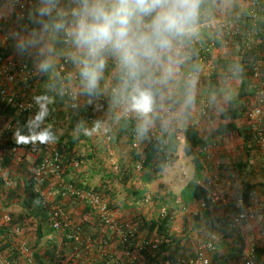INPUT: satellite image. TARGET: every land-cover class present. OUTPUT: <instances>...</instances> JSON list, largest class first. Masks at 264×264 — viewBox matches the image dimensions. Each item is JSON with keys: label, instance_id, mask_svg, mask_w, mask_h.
<instances>
[{"label": "trees", "instance_id": "16d2710c", "mask_svg": "<svg viewBox=\"0 0 264 264\" xmlns=\"http://www.w3.org/2000/svg\"><path fill=\"white\" fill-rule=\"evenodd\" d=\"M214 1L202 0L203 11L200 24H205L207 19L212 16ZM259 1L260 5L264 6L262 3L264 0ZM3 2L4 0H0V5ZM14 26L15 28H12L13 33L19 32L21 28L18 23ZM260 28L259 35L253 40L247 39L246 43L243 42V37H235L231 40L230 46L227 47L235 48L237 53L235 63L230 62L229 59L221 61L224 68L228 66L236 70V77L240 79L242 86L239 94L228 102L229 106L220 115V122L215 133L219 136L237 135L241 137L244 141V152L247 157L245 162L240 161L235 167L224 169L229 173L228 177L231 185L233 181H238L240 178L238 188L233 189V195L231 193L228 196L229 204L226 209L224 208L223 211L216 214L214 209L218 208L210 204V191L202 173L205 169L204 164L211 157L210 147L212 141L200 136L193 125L176 129L174 124L171 125L173 128L170 125L167 127L165 123L154 119L153 128H150L144 138H140L139 149H133V137L137 135V121L125 119L123 115L124 109L121 110L119 107L122 105L114 102L113 95H106L108 96L105 98L107 103L102 104L104 121L101 119L100 124H104L105 115L111 112V116L117 122L115 127L108 129L110 144L115 147V145L122 142L123 146L118 149H122L124 146L126 148V157L118 161L117 171L112 168L107 169L103 165L105 160H99L97 157L98 152L94 150V146L88 144L90 136L83 135L77 129V125L81 121L89 129L94 127L95 124L88 121L90 116L88 110L89 112L91 111L90 106L86 104L78 111L71 110L68 99L63 95L58 82H56L57 80L55 81L54 74V77L51 74L53 71L48 73L39 72V78L37 79L36 77L38 84L34 89L19 92L12 104L0 102V127L2 129L8 126L11 127L4 132L7 143L24 150L25 154H27L30 151V147L26 144L27 129L25 125L27 121L33 118L35 113L18 112L14 105L24 96L30 95L32 98L40 94L51 96L53 103L49 107V116L46 121L50 120L51 116H55L56 123H54L52 131L56 136V140L51 143L55 144L59 151L64 154L62 162L63 182H58L52 177H48L46 183L41 185L40 190H37L32 179V173L24 169V173H26L24 174L23 189L10 191L4 186L0 176V192L8 194L6 200H3L4 207L8 208L15 201L19 202V209L9 213L12 219L11 224H0V249L6 251L11 260L21 261L24 259V254L20 250L14 249L12 245V240L16 236L11 233V226L20 225L23 228L29 226L34 233L33 241L26 242L25 248L32 253L33 260L37 264H89L85 253L90 247L94 248V256L97 258L92 264H161L167 260H170L172 264H187L194 257L195 247L201 243L198 241H205L213 233H216L219 236V245L213 257L218 261V264H242L245 244L234 231L229 229L228 214L236 212L232 203L239 196H242L249 205L251 201L250 194L257 192L256 185L245 183V178L249 175L248 171H252V163L249 157H252L254 149L252 150L249 144L253 142V137L250 127L239 126L238 121L244 118L246 111L244 104L248 102V98L251 96L249 86L252 80V63L259 53L264 52V20L260 23ZM8 29L11 30L10 25ZM194 38L189 45L194 54H196L199 44L203 45V43L212 40L217 46L221 43V39L216 37V34L208 38L207 41H204L206 39L199 40L196 37ZM10 40L14 41L13 38ZM13 52H15V49L13 44L10 43L4 49L3 57L8 58L13 55ZM29 64L35 68L32 57H30ZM195 69L196 67H192V70ZM119 78L118 75V80ZM218 78L219 74L216 72L209 81H206L212 93L218 90ZM163 95L165 98L158 103L157 108L170 106L174 111L178 104L176 98L169 94L167 90ZM95 96H91L90 99ZM57 128L72 132L78 131L79 136H57L55 133ZM178 132H183L185 136L183 152L185 156L192 158L195 176L194 181L184 188L177 197L178 199L175 198L174 200L180 206L187 207L194 202H204L207 204V209L194 217L183 216L181 231L178 234L172 232L173 221H171L169 215L165 217L157 215L149 219L140 213H136L127 222L136 225L137 234L140 237L156 235L169 239V242L162 244L156 250L142 251L139 260L134 262L126 256V251L133 249V247H126V245H116L113 254L99 255L100 250L106 249L108 245H111L109 230L89 206L65 192V185H72L82 191L96 193L107 202L108 208L112 212L134 209L137 211L138 208L135 205L145 201L148 193L147 186L157 181L166 169L177 162L180 146L176 140V133ZM18 133H20L19 136ZM79 141H83L86 145L79 146ZM37 151L39 153L33 163L34 167L40 163L47 148L43 145ZM25 154L24 159L26 157ZM14 164L15 162L12 159L0 153V172L1 170L10 172ZM19 164H23V162ZM87 164L98 169L97 176L99 180L96 183H93L94 174L91 177V181L85 180L87 178L80 172ZM89 171L93 173L92 168ZM13 174L12 171L9 173L10 176H13ZM261 186L264 192V180ZM50 187H53L52 202L43 195V190H47ZM121 195L124 197L120 198ZM53 203L61 206L64 211V217L66 216L67 220L63 219L59 231L52 227L50 208ZM227 240L231 241V246L226 244L225 249H227V252L223 253L220 247ZM134 244L135 241L133 242ZM256 261L259 264H264V243L257 248Z\"/></svg>", "mask_w": 264, "mask_h": 264}, {"label": "clouds", "instance_id": "9594fccd", "mask_svg": "<svg viewBox=\"0 0 264 264\" xmlns=\"http://www.w3.org/2000/svg\"><path fill=\"white\" fill-rule=\"evenodd\" d=\"M202 11V0H34L26 14L32 27L23 25L12 38L17 55L32 57L40 73L54 71L64 56L75 67L86 96L98 94L111 61L120 73L114 102L136 118V134L144 138L163 93L177 82L189 58L187 49L198 34ZM193 87L189 77L185 105L194 101ZM33 102L37 111L25 125V138L54 142L51 126L45 125L53 98L40 94ZM99 126L97 122L89 129L81 121L77 129L91 136Z\"/></svg>", "mask_w": 264, "mask_h": 264}, {"label": "built area", "instance_id": "2783aa9c", "mask_svg": "<svg viewBox=\"0 0 264 264\" xmlns=\"http://www.w3.org/2000/svg\"><path fill=\"white\" fill-rule=\"evenodd\" d=\"M228 1V0H220ZM248 2V11L246 16L241 18L228 17L224 20H220L217 23L211 22L208 24L216 32V37L221 39L222 46H230L231 40L235 37H243V42L246 43L247 39H255L260 31V23L264 20V6L260 5L259 0H246ZM264 4V1L262 2ZM6 3L3 2L0 5V9ZM32 0H12L8 2V6L13 10L12 16L3 17L0 21V102L7 104H12L19 92L27 91L34 89L37 86V79L40 74L37 71L36 67H31L29 64V56H10L8 58L3 57L4 49L8 46V41L12 37V28H15V24L18 23V26L21 28L23 25H28L26 19V14L30 8H32ZM24 16V20H19L18 18ZM213 23V24H212ZM11 26V30L8 29V26ZM206 25V24H205ZM32 27V25H28ZM217 48L216 43L212 41L206 42L204 45H201L196 54L191 50L187 49L188 60L186 65H193L196 67L195 70H188V73L185 75L187 79L189 77L195 78L203 75L208 76L211 72L215 70L213 63L209 59V55L214 49ZM184 64V65H185ZM252 80L250 85L251 96L248 98V102L244 104L246 109L244 115L249 121V127L251 130V135L253 137V143L256 146V151L260 155V168L264 174V52L259 53L255 61L251 66ZM54 74V79L58 82L60 89L63 95L68 99L69 107L71 110L78 111L84 105L90 106L91 111L88 121L96 124L99 122V132L102 131L106 141H110V135L108 129L103 127V124H100L101 119L104 118V113L102 112V104L107 103L105 99L106 95H113L114 90L119 87L120 78L118 80V75L120 73L115 65L110 61L108 66L105 69L103 79L100 83V88L97 96L90 99L91 96H86L82 94L79 78L75 67L67 60L64 56H60L56 61L55 70L51 73ZM37 77V79H36ZM118 81V82H116ZM99 101V102H97ZM110 102V101H109ZM15 109L18 112H28L36 113L37 107L33 102V98L29 96H24L21 100L17 101L14 105ZM50 107V105L48 106ZM123 110V106H119ZM50 109V108H49ZM200 114L205 118L209 123L212 122L210 118V104L206 100H202L200 105ZM125 119L131 120L136 118L131 114H125L123 111ZM173 115V109L170 106H162L157 108V111L154 115V119L160 120L162 123H165L169 127V121L167 118ZM67 120V119H66ZM54 123H56L55 116H51L50 120L45 121V125H50L54 129ZM154 126V123H153ZM152 126V128H153ZM11 127H0V153L6 155L12 159L15 163H22L24 161V150L19 149L16 146L9 145L4 137L5 130L7 131ZM60 129H56L55 133L58 136ZM176 140L179 144H185V136L183 132L176 133ZM26 144L30 147V151H35L42 147L46 146L47 151L40 161V163L34 167L32 170V179L35 183V188L40 190L41 185L46 183L48 177H52L58 182H63V169L62 162L64 159V154H62L57 146L51 142H41L36 137H30L26 139ZM140 138L137 135L133 137V149H139L140 147ZM29 151V152H30ZM210 160V159H209ZM218 168V167H217ZM118 167H115L117 170ZM1 179L4 183V186L10 189L16 187V182L8 176L5 170L0 172ZM207 188L210 191V204L211 206L216 205H227L229 204L226 199L222 184L220 179L216 175H211L205 179ZM248 184V181H245ZM53 187L43 190V195L51 201ZM65 192L73 197L78 198L83 201V203L89 206L101 219L103 225L112 232L114 236L118 239L120 245H126V247H133V249L126 251V256L130 258L132 262L138 261L140 253L144 250H156L162 244H167L169 239L164 237H159L152 235L150 237H140L137 234L136 225H132L129 222L121 223L118 221L113 212L108 208L107 202L91 191H82L75 188L72 185H65ZM251 201L249 205L245 202V199L242 196H239L232 204L234 214H228L229 223L228 227L230 230L234 231L237 236H239L244 244L245 250L243 253L242 264H259L256 261L257 248H259V242L255 238H247L244 236L243 226L258 223L262 225L264 223V198L258 197V192H253L250 194ZM207 209L206 203H200L198 209H194L191 213L195 216ZM190 208L187 206H180L179 209L170 210L168 207H163L161 209L160 215L162 217L170 216L171 221H174L178 215V211L187 212ZM50 217L52 222V227L59 231L61 229L62 221L64 217V211L60 205L52 204L50 208ZM11 216L3 208L0 207V224L10 225ZM11 233L16 237H20L23 233V228L20 225L11 226ZM260 235L264 237V227L261 226ZM77 238V237H76ZM80 238V237H79ZM139 240H138V239ZM219 236L216 233H213L208 237L207 240L199 243L195 247L194 257L187 264H218V261L213 257L214 253L218 250L219 245ZM135 244L133 245V242ZM24 259L11 260L5 251L0 249V264H37L33 260L32 253L25 248H23ZM161 264H172L170 260L164 261ZM261 264V263H260Z\"/></svg>", "mask_w": 264, "mask_h": 264}, {"label": "crops", "instance_id": "0c3cea01", "mask_svg": "<svg viewBox=\"0 0 264 264\" xmlns=\"http://www.w3.org/2000/svg\"><path fill=\"white\" fill-rule=\"evenodd\" d=\"M10 1H12V0H4V2L6 4L0 9V21L2 20L3 17H6V16L11 17L12 16L11 14H12L13 10L8 6V2H10ZM32 1L34 4V0H32ZM213 6H214V9L212 10L213 11L212 16L207 19V22L205 23L206 25L205 24L199 25L198 34L195 36L199 40L206 39L204 41H207V39L211 38L212 35H214V33L216 32V30H214L212 27H210L208 25V24H211V22L217 23L220 20H224L225 18H228V17H236V18L238 17V18L243 19L246 16L247 11H248V2L246 0H229V1H221V2H220V0H216V1H214ZM32 7H33V5H32ZM12 34H13V30H12ZM216 34H219V32H217ZM194 42H195V40H194ZM205 43H203V45ZM201 45L202 44H199L198 48ZM236 55H237V53L235 52V48L222 46L221 43L217 46L216 49H214L212 51V53L209 55V59L213 63L215 70L213 72H211L208 76H204L205 73L203 75L199 76V79L201 78V80L203 81V84L205 86L201 85V88H199L201 90H197V91H195L194 87H193L194 101L191 105H185L184 104V95H185V82L184 81L177 84V86H176L177 88H175V91L167 90V92L169 94H172V96L174 98H176V101L178 102V104L176 105V109L174 108L173 115L171 117L174 116V112L179 115V113L186 111V112H188V115H189L188 121L184 120V121L180 122L179 118H176L175 121L180 127L177 126L175 123H173L174 121L169 122V125L170 126L173 124H174V126L176 125L174 127L176 129L185 128L188 125H193L195 127V129L198 131V133L200 134V136H202L204 139L211 140L212 141L211 147H210V152H211L210 160L211 161H212V159H215L216 157H219V156L224 157V158L228 157V159H230V160H237L238 163L240 161L245 162L247 159L245 152L243 151L244 150V141L241 137H239L237 135L219 136L215 133L217 126L220 122V115L222 114L223 111H225V109H226L225 107L229 106V104L226 102H229L235 96H237L239 94L241 86H242L240 79H238V77H236V70L233 68H230L228 66L224 68L221 64V61L228 60V59L230 60V62L235 63ZM187 65H189V64H187ZM189 67H195V66L190 65ZM191 69H189V70H191ZM216 72H217V74H219V78H218L219 87H218V90L216 92L212 93V91L209 88V86L207 85L206 81H209L211 79V77L213 76V74ZM187 73H188V71H187ZM184 74H186V73H183V75ZM184 80L186 81L188 79L186 77H184ZM229 80L230 81L233 80V82H235V83H234L232 88L231 87L225 88L224 86H226L228 84L227 81H229ZM249 89H250V86H249ZM246 93H248V92H246ZM202 100H206L210 104V113H211L210 118L212 121L210 123L205 118H203L200 114L199 105H200ZM105 114H106V112H105ZM244 118H245V116H244ZM244 118H242L241 120L238 121L239 126H243ZM103 121H104V119H103ZM116 122H117V120L111 116V112H110L107 115H105V122L103 124V127H105L106 129H109V128L112 129V127L116 126ZM60 135H62V136L71 135L73 137H75L76 135H77L76 137L79 136L78 131L72 132L69 130L60 131L58 133V136H60ZM78 144H79V146L80 145L81 146L86 145L83 141H79ZM88 144L89 145L92 144V146H94V150L98 152L97 157L99 158V160H102V159L105 160L103 165L107 169H111V168L115 169L116 165H118V163H116L117 161L114 160L115 157H116V159H121V158L124 159L126 157V155L123 154L124 150L126 149L124 146L122 149H119L122 151V153H120L119 151H117V152L114 151L115 149H118V148L113 149L112 151H114L116 154L113 153L114 159L110 158L111 150H107V147H109V145L107 144L106 139L104 138L102 131L99 132L98 129L95 132H93V134L90 136V142ZM118 145L120 147H122L123 143L120 142ZM183 147H184V144L179 146L177 162L173 166H171L170 168L166 169L165 172L162 173L161 177L157 181H154L152 184L147 186L148 192L150 190L155 191V197H157V195L162 196L163 194L166 193L165 191H167L168 194L170 196H172V198L178 199L177 197L181 194V192L184 190V188L189 183L194 181L195 167H194L192 158L185 156V154L183 152ZM30 153L31 152H28L26 154V157H28L30 155ZM119 153H120V155H119ZM256 153H257V155H259L257 151H256ZM183 156L185 157L186 161H192V164H193V167L191 169V171L193 173L191 174V177H190L191 182L188 180L189 182L187 183V180H186L185 184H184L185 180H183V178H182V175H184L185 173H184L183 167L181 166L185 163L184 162L185 160L183 161ZM108 158L110 161L108 160ZM181 161H182V163H181ZM211 161H209L208 164H210ZM237 162L235 163V166L238 164ZM205 164H207V162ZM100 167H102V166H100ZM91 168L93 169V173H91V171H89ZM252 170H253V167H252ZM204 171H205V169H204ZM204 171L202 173L203 178H204V173H205ZM260 171H261L262 175H264L261 168H260ZM30 172H32V170H30ZM80 172L82 173V175H84L87 178L85 180H91L92 181L91 177L93 174L95 176L93 179V183H96L99 180V177L97 176L98 169L96 167H93V166L87 164L84 166L83 170ZM250 172L251 171H248L249 174H250ZM22 173L21 174L20 173L19 174H15V173L13 174L14 176L16 175V179H19V181L16 183V187H17V189H21V190L23 189V181L25 180L24 174L26 172L24 173V170H23ZM216 176H217V178H219L221 180V182L223 184V188H225V190L227 191V195L229 196L230 193H232L233 187H235V186H233V184L232 185L230 184V178L228 177L229 173L226 170L221 168L217 172ZM204 179H206V178H204ZM245 181H248V179L245 178ZM7 189H9L10 191L14 190V188L12 190L10 188H7ZM3 194H4V196L0 199V207H2L7 213L18 210L19 209V207H18L19 202H17V201H15L13 203L14 205L11 203L12 205H9L8 208L4 207L3 200H6V198L8 197V194L5 192ZM123 197H124L123 195L120 196V198H123ZM179 206H180V204L176 201V203L172 207H174V208L178 207L179 208ZM218 206L219 207L225 206L224 208L225 209L227 208V205L220 204ZM188 207L190 208V210L187 212L178 211L179 215H177L176 219L173 221V227H172L173 233L178 234L181 231V226H182L181 220L183 217L181 215H186L188 217H191V215H190L191 211H193L194 209L195 210L198 209L200 207V203L194 202ZM224 208H221L219 212L223 211ZM116 212L117 211L113 212V215L115 216V218L117 216ZM151 213H153V212L151 211ZM200 214H201V211H200ZM122 216H124V214ZM64 220L67 221L66 216H65ZM128 220H130V219L127 217H124L122 220H120V222L123 223V222H127ZM250 225H251V228H250ZM250 225L248 224V225L243 226L242 231L244 232V236H246L245 234H247V233H251L252 232L251 229L253 227L256 230V232H260L261 226L264 227V223L262 225H260L258 223H252ZM25 228H23V233L20 236V238L14 237L12 240V245H13L14 249L20 250V252H22V253H23V248H24L25 243L26 242L27 243L32 242L34 239V237H33L34 233H33L32 229H30L29 226L25 227ZM109 233H110V239L112 241L111 245L110 246L108 245V248H106V249L103 248L102 250H100L99 255L113 254L115 249H116V248L114 249V247H116V245L119 246V243L117 240L118 238L116 236H114L111 231H109ZM116 241H117V243H116ZM198 242H203V241H198ZM230 243H231L230 240H227L226 242L222 243V246L220 247L221 252L226 253L227 252V249H225L226 244H229L231 246ZM93 250H94V248H92V249L88 248L86 250V253H85L87 255V257H86L87 260H89V264H92L93 262H95L97 260V258L94 256L95 253ZM88 252H90L91 254H89ZM5 253H6V251H5Z\"/></svg>", "mask_w": 264, "mask_h": 264}, {"label": "rangeland", "instance_id": "374dc122", "mask_svg": "<svg viewBox=\"0 0 264 264\" xmlns=\"http://www.w3.org/2000/svg\"><path fill=\"white\" fill-rule=\"evenodd\" d=\"M10 43L13 44V47L15 49V41L9 40L8 41V44H10ZM13 55L14 56H18L17 53H16V50H15V52H13ZM191 68L192 67H189V65H183L182 68H181V73H180V75L178 77L177 82L174 85H172L170 87V89H168V90L175 91V88H177L176 87L177 84H179V83H181L183 81L185 82V80H184V77L185 76L184 75H186L187 74V71L189 69H191ZM183 73H186V74L183 75ZM193 80H194V90L195 91L201 90V89H199V88H201V85L202 86H205L203 84V81L201 80V78L199 79V77H195V79H193ZM227 83L228 84L226 86H224V87L225 88H229V87L232 88L235 82H233V80H231V81L229 80V81H227ZM226 103H228V102H226ZM188 117H189V115H188V112H186V111H184L182 113H179V115L174 112V116L167 118V120L169 122H173L174 121L173 123H175L177 126H179L176 123V121H175L176 118H179L180 122H182L184 120L185 121H188ZM243 126H245V127H248L249 126V121H248V119L246 117L244 118ZM106 142L109 145V147H107V150H111L110 158L114 159V154H116L115 152H117V151H119L120 153H122L121 150L115 149V148H121L120 146H118V144L115 145V147H113L110 144V141H106ZM180 145H182V144H180ZM249 147L252 148V150L254 149L253 152H252V157H249L250 162L252 163L253 170L250 172V174L246 178L248 179V184H250V185H256L257 186L258 197L259 198H263L264 192H263V187L261 186V183L264 180V175H262V173L260 172V155H257V153H256V146H255V144L253 142L249 144ZM113 149H115L114 150L115 152L112 151ZM30 152H31L30 155L29 156L27 155L28 157H26V159L23 161V164H17V163L14 164V167L11 170L13 173H15V174H19L20 173L21 174L24 169L27 170V171H29V172H30V170H33L34 169L33 163L36 161V159L38 157L39 151L35 150V151H30ZM120 153H119V155H120ZM123 154L124 155L126 154V150H124V153ZM108 160H109V158H108ZM114 160H116L117 161L116 163H118V161L120 159H116V157H115ZM183 161L185 163L183 165H181V166L184 169V173H185L184 175L185 176L182 175V178H183V180H185V182H184V184H185L186 183V180H187V183H188L190 181V179H191L190 177H191V174L193 173L191 171V169L193 167V164H192V161H186V159H185L184 156H183ZM209 161H211V160H208L207 161V164H205L204 178H207V177H209L211 175H217V172L221 168L222 169L233 168V167H235V163L237 162V160H230V159H228V157L227 158H224V157H220V156L219 157H216L215 159H212V161L210 162V164H208ZM181 163H182V161H181ZM22 165H24V166L22 167ZM6 171H8V170H6ZM11 171L10 172L8 171V175H9V173H11ZM9 177H11L16 183L19 181V179H16V175L15 176L14 175L13 176H9ZM239 181H240V178L238 179V181H233L232 182L233 186H235V187H233V189L238 188ZM220 183L222 184L221 180H220ZM230 184H231V181H230ZM222 188H223V184H222ZM16 189H17V187L14 188V190H16ZM223 190H224L223 191L224 192V195H225L226 199L228 200L229 197L227 195V191L225 190V188H223ZM165 192L166 193L163 194L162 196L157 195V197H155V191L150 190L147 193V195H146L145 201H141V202L138 203L139 205L138 204L135 205V207L138 208L137 211H135V209L134 210L117 211L116 212V215H117L116 216V219L118 221H120L124 217H127V218H129L131 220L132 216L134 214H136V213H140V214L144 215L146 218H149L150 219V218H153V217H155L157 215H160L161 209L163 207H168L169 209H178V207H176V208L172 207L176 203V201L174 200V198H172V196H170L168 194L167 191H165ZM232 195H233V193H232ZM3 196H4V194L2 192H0V199ZM216 207L218 209L215 208L214 211H215L216 214H218L219 211H220V209L221 208H224L225 206L219 207L218 205H216ZM151 211L153 213H151ZM123 214H124V216H122ZM178 215H179V213H178ZM181 216H186V215H181ZM191 216L194 217L193 214ZM250 228H251V225H250ZM251 231H252L251 233H247L245 231L247 233V234H245L246 237H248V238H252V237L255 238L256 241L259 242V245H261L262 243H264V237H262L260 235V232H256V230L254 229V227L251 229ZM89 249H92V247H90ZM88 253L91 254L90 252H88Z\"/></svg>", "mask_w": 264, "mask_h": 264}]
</instances>
